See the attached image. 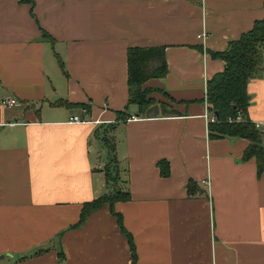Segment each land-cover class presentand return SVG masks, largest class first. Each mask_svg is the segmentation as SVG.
Returning a JSON list of instances; mask_svg holds the SVG:
<instances>
[{"label":"crops","instance_id":"1","mask_svg":"<svg viewBox=\"0 0 264 264\" xmlns=\"http://www.w3.org/2000/svg\"><path fill=\"white\" fill-rule=\"evenodd\" d=\"M263 18L264 0H0V264H132L109 204L74 226L110 190L106 134L137 264H264V174L243 160L248 139L209 137L206 100L225 69L210 51ZM134 46H165L168 63L143 85L144 113L130 103ZM248 92V117L264 122V69Z\"/></svg>","mask_w":264,"mask_h":264},{"label":"trees","instance_id":"2","mask_svg":"<svg viewBox=\"0 0 264 264\" xmlns=\"http://www.w3.org/2000/svg\"><path fill=\"white\" fill-rule=\"evenodd\" d=\"M23 1L34 4V0ZM44 37L50 38L45 32ZM210 53L212 57L225 61V69L215 74L207 83L206 100L211 114L215 117V121L209 122V137L212 139L222 137L248 139L249 145L243 154V160L254 158L257 163L258 176H262L264 174V144L262 141L264 130L257 128L255 122L248 117L251 100L248 84L251 79L260 76L264 69V18L256 20L251 30L231 41L226 50L210 51ZM127 54L130 103L137 104L140 113H144L154 103V100L149 98L151 90L144 89V83L150 78L165 77L168 73L165 46L129 47ZM127 115L126 111L118 112V120L126 119ZM113 127L114 125H110V128ZM102 140L108 151V159L103 171L110 190L93 201L86 202L83 205L80 220L74 226H81L92 212L104 204H109L122 233L129 241L131 262L137 264L133 237L125 228L122 215L114 209L117 201L130 200L131 193L121 185L122 169L115 154V139L106 134ZM158 165L161 175H170L171 166L168 160H160ZM194 186L196 182L190 181L188 184L190 193Z\"/></svg>","mask_w":264,"mask_h":264},{"label":"built area","instance_id":"3","mask_svg":"<svg viewBox=\"0 0 264 264\" xmlns=\"http://www.w3.org/2000/svg\"><path fill=\"white\" fill-rule=\"evenodd\" d=\"M17 103V99L12 97V96H6L3 100H2V104L5 105V106H11V105H14ZM84 112H87V110H85ZM208 119L209 121H215V117L211 114V112L209 111L208 114ZM71 121L73 122H84L85 120L84 119H81L79 116H73L71 118ZM256 124V127L261 129V130H264V122H257L255 123Z\"/></svg>","mask_w":264,"mask_h":264},{"label":"rangeland","instance_id":"4","mask_svg":"<svg viewBox=\"0 0 264 264\" xmlns=\"http://www.w3.org/2000/svg\"><path fill=\"white\" fill-rule=\"evenodd\" d=\"M133 107V106H132ZM135 108V107H134ZM107 149V148H106ZM108 152V151H107ZM107 152H104L102 155V160L105 161V159H107ZM107 161V160H106Z\"/></svg>","mask_w":264,"mask_h":264}]
</instances>
